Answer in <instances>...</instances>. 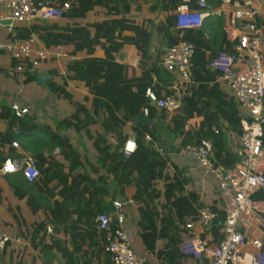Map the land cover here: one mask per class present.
<instances>
[{
  "label": "trees",
  "instance_id": "obj_1",
  "mask_svg": "<svg viewBox=\"0 0 264 264\" xmlns=\"http://www.w3.org/2000/svg\"><path fill=\"white\" fill-rule=\"evenodd\" d=\"M50 2V4L69 5L64 18H82L96 9H104L105 19L100 23L86 25H62L57 22L36 24L28 28H17L16 37L27 39L31 34L37 35L45 48L72 46L73 54L85 52V57L67 65L72 80L79 82L87 91L83 103H77L67 90V83L50 80L47 82L49 91L58 99L68 102L74 109L73 114L65 123H81V116L86 122L76 126L75 130H85L97 153V164L103 169L110 180L109 185L98 192L91 191L99 181L93 182L83 173V165L77 153L66 139L50 134L51 141L62 148L63 154L44 158L33 154L40 169V176L29 184L17 177L11 184L14 195L24 201L32 214L46 209L48 199L56 191L64 201L77 202L80 194H89L87 210L77 214L76 221L64 230L68 232L69 242L46 241V227L43 221L36 225L30 234V244L40 251L55 253L59 264H93L101 258L100 264H112L110 255L104 252L108 234L98 229L95 217L98 213H110L109 202L102 198L110 196V192L127 200L126 191L133 187L131 199L138 206L137 234L147 253L154 254L163 264H179L182 258L178 249L187 222L197 220V210L202 207L194 194L185 192L186 179L169 172L170 162L166 155H159L154 148L156 142L154 131L139 123L143 109L148 110L147 119L155 120L167 116L158 111L146 98L145 91L151 88L158 98L172 94L170 85L172 76L160 66V60H153L150 53L152 32L148 29L149 22L137 23L124 16L129 12L125 0H34ZM181 0H153L149 7L151 12L160 10L165 13L163 24L154 25L156 33L161 36L160 48H167L179 42H187L194 46L191 61V86L184 94L179 114L171 118V131L184 135L183 144L199 143L202 139L212 144V156L216 164L232 167L238 161L237 153L226 150L225 132L221 127L233 132L236 137L241 134L238 107L234 99L223 92L216 81V75L209 70L213 57L222 51H231L230 44L222 31L224 18L209 16L200 29L186 30L183 38L176 29L172 13L181 4ZM195 8L194 3L190 4ZM256 25L264 31L263 21L257 17ZM125 45L134 46L139 57V67L135 68L115 61L114 54L119 53ZM215 45V46H213ZM97 51L102 55H96ZM11 70L15 71L18 63L11 60ZM25 83L35 81V75L24 73ZM4 75H7L4 72ZM16 75L14 76V78ZM89 102V109L85 103ZM200 118L194 130H186L188 121ZM0 120L7 125L0 134V166L19 150L6 148L17 137L35 135L36 127L27 118H17L11 114L10 107L0 105ZM134 123V124H133ZM100 124L103 133H91L89 128ZM130 125L135 135L136 149L128 157L123 146L129 134L125 128ZM75 126V125H74ZM149 135L151 142L144 137ZM29 143L30 150L35 148V140ZM24 149V147H22ZM173 168V167H172ZM98 173V169H93ZM162 182V187L161 183ZM56 184L53 186V184ZM82 200V199H80ZM256 201H264V191L254 197ZM83 201V200H82ZM54 208L58 203L54 202ZM66 211V210H65ZM216 211V209H213ZM54 219L58 212L51 210ZM220 213V212H219ZM61 218L66 220L67 213L60 211ZM213 242L217 243L222 234L213 223L211 227ZM46 241V242H45ZM162 242V243H161ZM162 244L161 247H159Z\"/></svg>",
  "mask_w": 264,
  "mask_h": 264
},
{
  "label": "built area",
  "instance_id": "obj_2",
  "mask_svg": "<svg viewBox=\"0 0 264 264\" xmlns=\"http://www.w3.org/2000/svg\"><path fill=\"white\" fill-rule=\"evenodd\" d=\"M255 0H181L172 13L176 29L183 38L186 30L200 29L209 16H225L222 31L231 51H222L210 61L209 70L216 75L217 83L224 85L237 107L241 134L239 136L238 161L232 167L216 164L212 156V144L202 139L199 143L180 144L176 152L181 157L193 158L202 174L216 182L218 210L207 207L197 210V220L187 222L185 228L191 234L195 225L209 229L215 223L222 237L217 243L186 239L179 244L184 256L192 257L203 264H264V213L256 207L254 197L264 191V39L257 27V7ZM264 1V0H263ZM194 3L195 8L190 4ZM69 10V5L50 4L34 0H0V54L18 63L15 72L35 74L37 67L47 58L44 49L39 48L37 35L27 39L16 37L17 28H28L36 24H46L61 20ZM3 22H9L3 25ZM194 46L179 42L165 48L160 59L162 69L173 78L172 94L158 98L148 88L145 98L167 116L179 114L184 94L191 86V61ZM71 73L63 72L69 78ZM11 114L24 118L28 108L13 103ZM148 110L143 109L141 118H147ZM191 122V121H190ZM190 124L186 130H194ZM9 148L20 149L18 131ZM146 142L151 137L145 135ZM159 155H166L154 143ZM136 149L135 135L130 132L123 146L126 157ZM58 153V149L55 150ZM0 176H19L32 184L39 176L40 169L30 152L7 158L0 166ZM135 202L113 200L110 213L101 212L95 217L99 230L108 234L104 252L110 255L112 264H143L144 259L132 248L125 231V207ZM220 212V213H219ZM46 233L52 235L51 226ZM20 243L0 233V264L2 254L9 242Z\"/></svg>",
  "mask_w": 264,
  "mask_h": 264
},
{
  "label": "crops",
  "instance_id": "obj_3",
  "mask_svg": "<svg viewBox=\"0 0 264 264\" xmlns=\"http://www.w3.org/2000/svg\"><path fill=\"white\" fill-rule=\"evenodd\" d=\"M127 3L129 5V12L124 14L126 18L134 20L140 24L149 22V20H154L155 17H153V14L150 13L151 11H148L149 7L151 6L150 4H148L149 6L145 7L144 11L139 12L136 6H134L133 4L134 1L130 2L128 0ZM253 4L257 7V17H259L264 23V1L255 0L253 1ZM156 11L161 12L160 10ZM161 13L165 18L166 14L163 12ZM222 17L224 18L225 23V16ZM104 19V9L99 8L92 12H89L82 18H63L61 20L53 22H57L62 25H86L92 23H100ZM150 28L151 25L148 26L149 30ZM262 34L264 39L263 30ZM38 47L45 50L47 58L37 67L34 74L35 81L31 83H25L22 79V84L19 86L18 90H12L13 80L8 78L7 75H4V72H6V70L12 69V61L5 55L0 54V72L2 73H0V105L10 107L11 104L18 103L29 109V117L25 116V118L30 120L35 125L36 131L35 135L30 136L31 138L20 137V145L23 151L30 152L31 154L35 155L41 154L44 156V158L58 156L59 154H63L62 148L54 144V141H51L49 135L56 134L57 136L66 139L73 150L79 156V159L83 165V173L85 174V176L93 182L97 181V179L99 178V181L96 182L93 188H91V191H93L97 195L98 192L100 193L103 191V189H105V184H109L110 180L107 179L105 171L101 169L96 163L98 155L95 150H91L93 149L92 144L85 135V130H75L76 126H81V124L86 122V116H81L80 124H76L75 122H73L69 125L65 123L66 119L73 114L74 109L68 102L58 99L56 96H54L47 87V82L50 80L56 81L58 83H61L62 80H65L67 83V90L72 95L73 100L77 103H83V98L87 96L86 89L79 82L72 80L71 78L63 77V72L67 71L68 73H70L67 70V65L74 61H79L80 59L85 57V52H78L76 54H73L72 46H58L47 49L40 41ZM157 48H160V43L157 45L154 40V36H152L150 53L153 60L157 58ZM96 55H102V52L97 51ZM162 55L159 57V60L161 59ZM114 57L115 61L118 63L127 64L135 68L136 70L139 67V57L137 56V52L134 46L125 45L119 53L114 54ZM218 84L223 92L229 94L224 85L220 83ZM31 92H34V95H31ZM89 106V102L85 103L86 109H89ZM159 114L160 112H157V116L155 120L151 121L152 124L149 128L154 131L156 145L163 148L166 157L170 162V174L172 175L173 172H176L177 175H180L182 178L187 180L188 183L184 186L186 194H194L197 197L199 203H201L202 207H207L212 210H218L216 182L211 177H206L202 174V172L198 168L196 161L193 158L181 157L177 154L176 148L178 145L182 144L184 135H178L172 131H166L165 133L163 130H161L162 125L158 117ZM169 120H171V117L169 118ZM200 120V118H194L190 120L191 122L188 121V125H186L187 127H189L190 124L197 126ZM6 127V123L0 120V134L5 131ZM89 130L91 133H103L100 124L91 126ZM127 130L131 132L130 125L127 126ZM31 139L35 140V148L33 150H30L29 145V143H33ZM172 141H174L173 144L171 143ZM22 147H24V149ZM6 148L9 147L6 146ZM84 148L86 150H84ZM56 149H58V153H56ZM91 151L93 152L92 154L90 153ZM93 169H98V173H93ZM17 177L19 176H0V233H5L12 239H20V243H15L13 241L9 242L2 254V258L4 255L6 256L8 264H18V259L22 258V256L19 255L16 250L17 247L21 246L22 244H24L25 246L27 245L30 248V251H32V249H35L30 244V234L36 227V225L40 222L47 221V226H51L53 228L52 235L46 233V241H49V239H51L52 241H57L59 243H68L69 235L68 232L64 229L66 227H69L73 222L76 221L78 213L87 210V207L85 206L91 198L89 194L82 193L79 197H77V202H66L62 198L58 197L56 191L54 190V193L48 199L49 203L46 204V209L43 208L36 214H32L25 202L19 200L14 195L10 187L11 184L16 183ZM160 184L162 187V182ZM55 185L56 184L54 183L53 186ZM132 193L133 187H129L126 191L127 200L131 199ZM80 199H82L83 201ZM102 199L105 202H109V199L106 196ZM113 200H118L121 202L126 201L121 198L112 199L109 202V207H111V203ZM54 202L58 203V207L56 209L53 206ZM256 207L259 211L264 213V201H256ZM51 210H55L58 212V216L56 219L52 217L50 212ZM60 211L67 213L68 216L66 220L61 218ZM124 215L125 231L130 238L133 250L144 259L143 264H163L154 254L147 253L141 244V240L137 234L136 225L139 217L138 206L136 204L127 205L125 207ZM186 239H198L202 242L214 243L213 236L211 234V228L203 229L198 225H195V228L191 234H184L181 242L185 241ZM161 246L162 244L159 247ZM35 250H39L40 252V248H37ZM28 253L29 250L27 251V254ZM52 256L53 259H55V261H57L58 263L59 257L54 252L52 253ZM28 262L29 261L24 264H28ZM100 262L101 258H96L93 264H100ZM178 263L203 264L201 261H197L192 257L184 255H182V258L178 261Z\"/></svg>",
  "mask_w": 264,
  "mask_h": 264
},
{
  "label": "rangeland",
  "instance_id": "obj_4",
  "mask_svg": "<svg viewBox=\"0 0 264 264\" xmlns=\"http://www.w3.org/2000/svg\"><path fill=\"white\" fill-rule=\"evenodd\" d=\"M125 1L127 2L128 0H125ZM129 1L130 2L134 1L133 4H134V6H136V8L139 12L144 11L145 7L149 6L148 4H150V5L153 4V0L152 1L151 0H129ZM46 2H48V1H46ZM148 11H150V10H148ZM150 13H152L153 17H155L154 20H149V25H151L150 30L152 32V35L154 36L155 42L158 45L160 43L161 36L156 33L154 25L163 24L164 15L159 11H155L154 13L150 12ZM213 46H215V45H213ZM164 49L165 48H163V47H162V49L157 48V59L158 60H159V57L163 54ZM6 73H7V77L13 80L12 90H18L19 86L22 84V81L25 78V74L22 73L20 75L18 72L12 71L11 69L6 70ZM15 75H16V77L14 78ZM33 93L34 92H31V95H34ZM29 96H30V92H29ZM29 114H30V111H29ZM29 114L26 117H29ZM169 118L170 117H168V116L159 118L161 121V125H162L161 130H163L165 133H166V131L170 132L171 128H172L171 120H169ZM187 125H186V127H187ZM221 127L225 132V147H226V149L230 150V151H235L236 153H238L239 148H240L239 147V137H236L232 131L226 129L225 123H222ZM125 130L127 131L128 134H130V131L127 130V127L125 128ZM171 143L173 144L174 141H172ZM162 146H163V144H162ZM158 148H161V147L158 146ZM84 150H86V149L84 148ZM91 150H93V149H91ZM90 153L92 154L93 152L91 151ZM108 185L109 184H105V188ZM111 197H112V199L120 198L117 194H115V193L113 194L112 191L110 192V196H108L107 198L111 199ZM35 225H36V223H35ZM25 247H26V250H25ZM28 250H29V253L27 254ZM16 251L19 253V255L22 256V258L18 259L19 260L18 264H24V263H27V261H29L28 264H59V263H57V261H55V259H53L52 253L49 251H46V250L44 251V249H42L40 252H39V250L36 251L35 249H32V251H30V248L27 245L25 246L24 244H22L21 246L17 247ZM36 253H37V255H36ZM25 260H27V261H25ZM1 264H8V260H6L5 255L1 259Z\"/></svg>",
  "mask_w": 264,
  "mask_h": 264
},
{
  "label": "water",
  "instance_id": "obj_5",
  "mask_svg": "<svg viewBox=\"0 0 264 264\" xmlns=\"http://www.w3.org/2000/svg\"><path fill=\"white\" fill-rule=\"evenodd\" d=\"M2 24H3V25H7V24H9V22H3ZM139 123H142V124H144V125H146V126H148V127H150L151 124H152V122L149 121L147 118H140V119H139Z\"/></svg>",
  "mask_w": 264,
  "mask_h": 264
}]
</instances>
